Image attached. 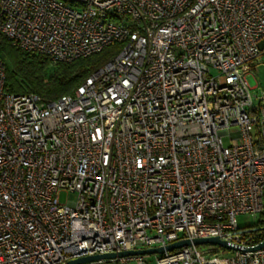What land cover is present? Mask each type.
Segmentation results:
<instances>
[{
  "label": "built area",
  "instance_id": "built-area-1",
  "mask_svg": "<svg viewBox=\"0 0 264 264\" xmlns=\"http://www.w3.org/2000/svg\"><path fill=\"white\" fill-rule=\"evenodd\" d=\"M0 33L53 63L122 44L49 101L9 91L0 58V264L211 236L233 248L190 244L155 264H264L251 250L264 239L237 219H264V88L253 97L248 80L264 0H0Z\"/></svg>",
  "mask_w": 264,
  "mask_h": 264
},
{
  "label": "trees",
  "instance_id": "trees-1",
  "mask_svg": "<svg viewBox=\"0 0 264 264\" xmlns=\"http://www.w3.org/2000/svg\"><path fill=\"white\" fill-rule=\"evenodd\" d=\"M121 47V43L114 42L85 58L53 63L47 56L13 46L0 33V58L5 63L7 89L14 93L33 92L46 101L71 94L91 72L117 54ZM241 229L254 235L256 240L264 239V219Z\"/></svg>",
  "mask_w": 264,
  "mask_h": 264
},
{
  "label": "water",
  "instance_id": "water-1",
  "mask_svg": "<svg viewBox=\"0 0 264 264\" xmlns=\"http://www.w3.org/2000/svg\"><path fill=\"white\" fill-rule=\"evenodd\" d=\"M258 46L260 49H264V39L258 42ZM190 244H194V245L217 244L222 247L233 248L232 246L228 245L225 240L220 239L218 236L197 237L193 239L186 238V239H180V240L171 242L165 246H158V247L144 248V249H130V250H124L120 252H109V253H103V254L82 256V257H78L75 259H71L63 264H81V263L90 262L94 260H101V259H108V258H115V257L163 253L164 251H171L176 248H180V247L187 246ZM262 247H264V240L259 242L255 247L251 248V250H257Z\"/></svg>",
  "mask_w": 264,
  "mask_h": 264
},
{
  "label": "rangeland",
  "instance_id": "rangeland-1",
  "mask_svg": "<svg viewBox=\"0 0 264 264\" xmlns=\"http://www.w3.org/2000/svg\"><path fill=\"white\" fill-rule=\"evenodd\" d=\"M256 68L251 71V73L248 75V80L251 85V87H255L254 89H251V95L257 96L261 89L264 88V55H262L258 59V63L255 66ZM224 144H228V138L224 137L223 138ZM73 198L74 194H66L65 192L60 193V199L64 201L66 198ZM238 224L241 228L248 227L255 225L258 220L259 216L258 215H252V214H240L238 217ZM147 262L149 264H155V259L156 255L149 254L146 256ZM129 264H136L135 261L129 262Z\"/></svg>",
  "mask_w": 264,
  "mask_h": 264
}]
</instances>
